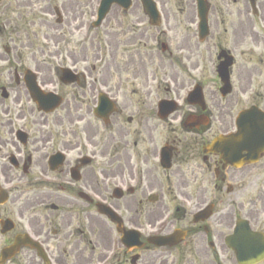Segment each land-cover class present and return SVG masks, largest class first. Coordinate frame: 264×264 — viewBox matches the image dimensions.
<instances>
[{
  "label": "flooded vegetation",
  "instance_id": "flooded-vegetation-1",
  "mask_svg": "<svg viewBox=\"0 0 264 264\" xmlns=\"http://www.w3.org/2000/svg\"><path fill=\"white\" fill-rule=\"evenodd\" d=\"M100 1L0 3V264H264V0Z\"/></svg>",
  "mask_w": 264,
  "mask_h": 264
},
{
  "label": "rangeland",
  "instance_id": "rangeland-1",
  "mask_svg": "<svg viewBox=\"0 0 264 264\" xmlns=\"http://www.w3.org/2000/svg\"><path fill=\"white\" fill-rule=\"evenodd\" d=\"M8 20L11 21V24H9V27H8V32L12 33L11 37H13L12 40L8 41V42H12V44L11 43L9 44V47L13 49V53L20 52L24 55L23 57L25 58L26 65L32 64L33 62L29 59L31 57V53L37 47L38 44H36L35 41H33L34 39H31V38L26 39L24 37L19 39V41L17 42L14 36H16V32L21 33L23 31V30L20 31L21 23L20 21H17V17L15 15H13V18L8 19ZM16 42H17V46H16V49H14L13 47H15L14 45L16 44ZM0 54L4 55L2 48L0 49Z\"/></svg>",
  "mask_w": 264,
  "mask_h": 264
}]
</instances>
